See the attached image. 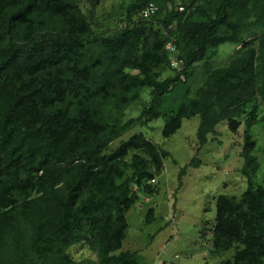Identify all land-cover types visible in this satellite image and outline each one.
Listing matches in <instances>:
<instances>
[{"label":"trees","instance_id":"16d2710c","mask_svg":"<svg viewBox=\"0 0 264 264\" xmlns=\"http://www.w3.org/2000/svg\"><path fill=\"white\" fill-rule=\"evenodd\" d=\"M174 1L138 0L117 31L95 35L76 0H0V264H144L136 253H113L137 193H154L147 183L170 154L142 134L107 152L113 141L159 118L168 138L198 116L201 148L220 122L235 134L247 108L264 104V0H180L182 12L168 11ZM148 3L157 13L134 21ZM169 38L183 66L159 81V70L170 67ZM226 43L240 45L226 65L206 72L194 97L186 89L176 110L162 112L168 93ZM144 89L150 104L123 122ZM256 124L250 117L243 132L245 190L215 201L211 252L234 249L220 264H264ZM151 219L150 210L145 222ZM75 244L96 261L73 262L66 250Z\"/></svg>","mask_w":264,"mask_h":264},{"label":"rangeland","instance_id":"374dc122","mask_svg":"<svg viewBox=\"0 0 264 264\" xmlns=\"http://www.w3.org/2000/svg\"><path fill=\"white\" fill-rule=\"evenodd\" d=\"M138 0H76L95 35L117 31L123 24L126 9ZM180 0L168 5V11L181 8ZM240 47L223 44L207 53L204 62L190 71L184 84H179L166 96L162 112H173L184 99L194 97L203 84L206 72L226 65L230 56ZM171 67L159 70L162 81L175 75ZM152 99L150 89H144L140 100L131 104L124 112L123 122L140 116L144 106ZM250 117L257 122L250 131L256 141L253 155L259 168L253 176V185L264 186V104L255 100L239 119L237 133L228 130L227 122H220L214 135L208 136L203 147L198 146L196 132L200 122L198 116L182 120L181 127L170 137L162 136L163 120L150 121L145 126H135L114 140L107 152L116 149L130 137L142 134L147 140L169 152L161 172L154 181L147 183L153 194L137 193L138 199L127 211V229L121 248L114 252L136 253L144 264H220L231 259L234 249L224 253L211 252V230L214 225L215 201L218 196L240 197L246 181L239 173L243 161L240 157L245 124ZM196 159V167L190 162ZM186 167L181 186L178 177ZM152 211V219L145 222ZM73 262L96 261V255L83 244H75L66 250Z\"/></svg>","mask_w":264,"mask_h":264},{"label":"built area","instance_id":"2783aa9c","mask_svg":"<svg viewBox=\"0 0 264 264\" xmlns=\"http://www.w3.org/2000/svg\"><path fill=\"white\" fill-rule=\"evenodd\" d=\"M178 11L182 12L183 8H178ZM156 13L157 7L153 3H148L133 17V20L149 21ZM164 50L168 56L170 67L176 70H181L183 62L178 58V50L176 48L174 39H168Z\"/></svg>","mask_w":264,"mask_h":264}]
</instances>
